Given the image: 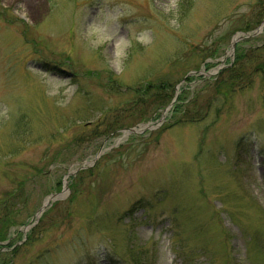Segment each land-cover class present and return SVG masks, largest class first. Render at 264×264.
Listing matches in <instances>:
<instances>
[{
	"label": "rangeland",
	"instance_id": "obj_1",
	"mask_svg": "<svg viewBox=\"0 0 264 264\" xmlns=\"http://www.w3.org/2000/svg\"><path fill=\"white\" fill-rule=\"evenodd\" d=\"M263 16L0 0V198L22 184L0 264H264ZM238 35L243 86L221 81Z\"/></svg>",
	"mask_w": 264,
	"mask_h": 264
},
{
	"label": "trees",
	"instance_id": "obj_2",
	"mask_svg": "<svg viewBox=\"0 0 264 264\" xmlns=\"http://www.w3.org/2000/svg\"><path fill=\"white\" fill-rule=\"evenodd\" d=\"M247 28H248V26L244 27L242 29L247 30ZM239 49H240L239 46L236 45L235 53H234V57H235L234 61L231 64V66L225 70L227 72V73H224V74H226V76L221 81L226 82V83L232 82L234 85L239 83L238 86H240V85L243 86V84H245V83H243V81L245 82L244 74H245V69L248 68L247 67L248 60H247V56H245V54H243V52L242 53H241V51L239 52ZM253 51H257V50H253ZM222 88H223V90L226 91V89L229 88V86L227 87V86H225L224 83H222ZM222 88H218V90H220ZM163 89H164V86L161 88V90H163ZM145 90H147V89H145ZM165 106H166V104L163 103V104H161V108H159V109H162ZM21 199H22V184L21 183L17 186V189L14 190V192H5L2 196V198H0V211L2 214L0 216V242H3L6 240V235H7L8 227H9V223H10V215L12 213L11 209H12V207H14V204L16 202L18 204L19 201H22ZM39 222H41V221H39ZM35 230H36L35 228H32L29 231V233L27 235L28 241H30V242L34 241ZM0 249L2 250L3 248H0ZM18 250H19V247L18 248L16 247L13 252L18 251ZM137 252H140V251H137ZM143 255H144V251L142 250L140 253L137 254V256H136L137 259L134 260L133 263L134 264H144ZM8 264H11V263L9 262Z\"/></svg>",
	"mask_w": 264,
	"mask_h": 264
},
{
	"label": "water",
	"instance_id": "obj_3",
	"mask_svg": "<svg viewBox=\"0 0 264 264\" xmlns=\"http://www.w3.org/2000/svg\"><path fill=\"white\" fill-rule=\"evenodd\" d=\"M264 24V20L263 22L261 23V25L259 27H257L252 34H247V36H251V35H255L257 34L260 29L262 28ZM243 35H238L236 36V38H233L232 41H231V44H230V48H231V52L233 53L234 52V49H235V46H236V42L240 39H243ZM166 111V110H165ZM131 132H133V130H129ZM84 167V166H83ZM82 167V168H83ZM64 185L66 186V182L64 183ZM65 188V187H64ZM55 198H57L56 195H52L50 197L47 198V200L44 202L43 206L41 207V209L38 210V212L36 213V215L33 217L34 220H37L39 218V216L43 213V211L50 205V202L54 201ZM36 223V222H34ZM34 223H32L31 225H27L24 229V232H26L32 225H34Z\"/></svg>",
	"mask_w": 264,
	"mask_h": 264
},
{
	"label": "bare ground",
	"instance_id": "obj_4",
	"mask_svg": "<svg viewBox=\"0 0 264 264\" xmlns=\"http://www.w3.org/2000/svg\"><path fill=\"white\" fill-rule=\"evenodd\" d=\"M46 203V202H45Z\"/></svg>",
	"mask_w": 264,
	"mask_h": 264
}]
</instances>
